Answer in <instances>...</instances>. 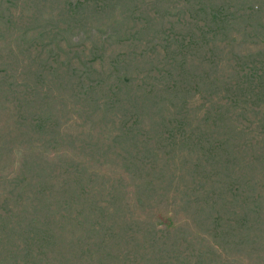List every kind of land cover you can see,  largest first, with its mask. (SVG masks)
I'll list each match as a JSON object with an SVG mask.
<instances>
[{
  "label": "rangeland",
  "instance_id": "rangeland-1",
  "mask_svg": "<svg viewBox=\"0 0 264 264\" xmlns=\"http://www.w3.org/2000/svg\"><path fill=\"white\" fill-rule=\"evenodd\" d=\"M222 4L220 24L209 26V11ZM214 36L229 52L222 62L209 44ZM101 64L116 80L128 66L144 88L156 84L165 105L176 85L179 99H188L185 122L193 138L159 145L168 129L161 115L150 120L153 110L130 125L136 116L129 101L112 108L105 100L114 81L98 94L89 89L106 78ZM262 73L264 0H0V211L18 210L10 192L21 174L36 176L49 165L60 172L58 181L71 183L74 170L72 209L80 222H139L145 230L170 223L182 227L169 240L167 259L204 250V264H264V97L251 90ZM227 102L223 124L208 121L207 109ZM160 113L168 119L173 110ZM215 145L223 157L203 154ZM28 200L20 207L37 203ZM251 209L257 212L244 214ZM243 224L257 226L243 235ZM145 232L129 244L123 238L126 264L149 263ZM20 242L16 237L13 244ZM62 249L80 264L79 249Z\"/></svg>",
  "mask_w": 264,
  "mask_h": 264
},
{
  "label": "trees",
  "instance_id": "trees-1",
  "mask_svg": "<svg viewBox=\"0 0 264 264\" xmlns=\"http://www.w3.org/2000/svg\"><path fill=\"white\" fill-rule=\"evenodd\" d=\"M85 3L86 1L82 2L81 6H84ZM223 9V4L211 8L208 18L209 26H218L220 24L219 14L222 13ZM208 33H211L209 29ZM195 37L196 34H193L189 42H192ZM234 37L235 35L232 38ZM218 41L217 36H214L209 41V44L219 48L218 52L222 62L228 57L229 52L225 49V46H220ZM226 44L234 45L232 40L226 42ZM212 50L216 49H210V51ZM239 56H243V52L240 51ZM118 62L120 61L112 62L111 68ZM211 65L214 64L212 63ZM100 67L106 78L95 80L89 89L98 94L106 90L110 81H114L113 95L109 100L108 98H103L110 102L112 108L129 101L128 111L136 116V120L132 121L130 125L146 121V115L153 110L154 117L153 119L150 118V120H155L161 115L163 123L168 129L167 136L162 137L159 145L169 146L171 139L187 142L193 138L192 134L186 129L185 122L188 117V99L184 98L183 101L179 99V89L176 85L173 84L168 88L166 95L168 99L172 97V100L171 103L165 105L166 100L159 98L155 93L156 84L150 83V77L145 76L141 71L139 75L143 76L146 82H149L147 88H144L142 78H134L129 75L128 70L130 68L128 66L123 68L122 75L117 80L114 73L110 71L111 68L108 72V68L104 64H101ZM259 78V85L254 86L251 90L256 93L257 97L261 98L264 97V73L260 74ZM215 80L219 82L221 79L216 77ZM83 91L86 92L85 89ZM244 96L246 97V95ZM23 104L27 105L26 99ZM230 106L231 103L227 102L226 106L224 104L222 108L217 110L207 109L206 113L209 114L208 121H212L215 124H223V116H228L229 114L226 108ZM166 107L173 110L172 117L168 119H166L164 114L160 113ZM154 109H158L160 112ZM108 110L110 109H105L103 112L107 114ZM37 123L41 127L46 125L43 120H38ZM201 137H198L197 140ZM171 145L174 146L175 143L172 142ZM231 152L233 155L235 154L234 149ZM226 153L230 152L226 151ZM203 154L214 157H223L224 155V153H220L218 145L209 146L208 149L203 151ZM220 170H223L224 174L231 177L229 173H226L224 166H220ZM25 171L29 174L27 170ZM68 171L73 175L71 183L66 180L58 181L57 177L60 172L57 173L56 169L51 168L49 165L40 167L36 176L25 177L21 174V177L11 181V185H14L13 187L17 188V190L10 192V195L15 200L16 205H19V208L16 211H6V209L2 208L0 211V234H2L0 237V264L10 262L13 264H70V262H75L76 258H65L62 255L65 250L62 249L64 247H70L67 250L70 254L78 249L81 251L80 257L77 258L80 264H126L127 257L123 250L125 241L129 244L134 238H139V232L144 231H146L145 237L141 240L145 243L144 247L150 253L148 264H178V262L182 264H204V259L207 256V251L204 250H201L198 254H187L184 252L183 256L170 255L168 259L166 258L167 255L164 254L166 248L173 246L172 243H169V240L182 226L167 223L163 227L153 225L150 230H145L141 226H135L139 225V222H133L129 226H123L122 222L121 224L110 223L109 225L101 222H80V214H75L72 209L76 201L75 195L78 191V176L74 170ZM34 178H36V181L32 182ZM30 183L35 184L33 188L30 187ZM11 196H6L4 201L7 202ZM30 198L37 201L32 209L27 207L29 206L28 199ZM25 200L27 201V206L20 207ZM251 212L257 211L256 209H251L248 214L244 211V214L249 216ZM68 224L72 226L71 232L68 235H64L63 230L67 229ZM261 224L259 221L258 225ZM256 226L243 224L242 228L245 230L243 235H249ZM216 230L220 235L224 233L223 223L218 222ZM80 231H82L83 235ZM16 237L21 242L14 245L13 241ZM211 247L219 252L221 250L220 246ZM132 255L130 251L129 257ZM180 257H182L183 262L179 260ZM73 264H78V262Z\"/></svg>",
  "mask_w": 264,
  "mask_h": 264
}]
</instances>
